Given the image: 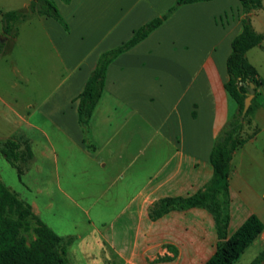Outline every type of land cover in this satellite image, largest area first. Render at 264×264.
I'll list each match as a JSON object with an SVG mask.
<instances>
[{
  "label": "crops",
  "instance_id": "1",
  "mask_svg": "<svg viewBox=\"0 0 264 264\" xmlns=\"http://www.w3.org/2000/svg\"><path fill=\"white\" fill-rule=\"evenodd\" d=\"M53 1L68 31L51 18L38 19L65 76L54 100L45 101L27 117L17 114L24 129L16 128L7 138L28 143L32 150L23 177L37 161L35 145H40L42 168L52 159L57 190L87 216L91 240L97 246L79 235H58L42 212L39 219L58 236L70 238L71 246L84 241V254L97 263L99 259L102 264H206L218 242L213 215L191 208L152 221L149 209L160 199L196 194L213 176L212 148L237 110L224 85L232 41L242 32L240 1L184 5L145 40L118 56L107 69L104 92L86 135L78 120L77 98L100 56L126 43L176 0ZM29 4L30 0H22V9ZM255 15L253 11L252 20ZM258 53L264 54V40L246 54L256 70ZM257 72L264 80V74ZM259 92L252 103L251 124L244 130L248 135L257 132L232 160L228 237L251 214L264 223L261 212L237 191V180L246 179L258 189V175H264V87ZM35 114L39 123L33 122ZM84 175L87 208L80 187ZM29 205L34 212V204ZM54 205L49 199L45 207ZM257 245L260 254L264 232L247 250ZM166 256L174 260L153 263Z\"/></svg>",
  "mask_w": 264,
  "mask_h": 264
},
{
  "label": "trees",
  "instance_id": "2",
  "mask_svg": "<svg viewBox=\"0 0 264 264\" xmlns=\"http://www.w3.org/2000/svg\"><path fill=\"white\" fill-rule=\"evenodd\" d=\"M212 0H176L163 15L154 18L136 30L126 43L104 52L96 68L89 77L84 90L78 96V120L86 135L93 112L104 92L106 73L109 65L121 54L129 51L145 40L159 28L180 7ZM243 9L242 32L231 44V54L226 61L228 81L224 87L237 104V110L217 137L211 151L210 161L213 176L196 194L189 197L164 198L156 201L149 209V217L156 221L171 211H184L191 208H203L213 215L218 236L214 255L206 264H235L243 253L264 232V223L251 214L240 228L228 237L230 215V177L235 152L254 134L244 132L251 124V104L244 119H241L244 101L249 94L248 86L255 87L256 101L264 80L249 63L246 54L261 46L264 35L258 33L252 24L251 13L262 8L261 0H239ZM3 33L9 34L18 22H26L37 17H48L59 23L66 31L68 26L53 0H30L28 7L2 12ZM17 36V33H14ZM86 143V140H85ZM0 153L17 170L19 177L24 174L22 164L33 158L28 143L15 138L0 140ZM72 240L58 236L46 226L33 212L31 205L20 200L18 195L0 181V264H71L68 258ZM174 257H159L153 263L169 262ZM251 264H264L262 251Z\"/></svg>",
  "mask_w": 264,
  "mask_h": 264
},
{
  "label": "rangeland",
  "instance_id": "3",
  "mask_svg": "<svg viewBox=\"0 0 264 264\" xmlns=\"http://www.w3.org/2000/svg\"><path fill=\"white\" fill-rule=\"evenodd\" d=\"M261 2L262 8L255 10L256 15L253 20L251 19L254 29L260 33L264 32V0ZM21 4L22 0H0V11L20 10L22 9ZM2 29L0 15V138H7L10 132L16 128H20L22 131L24 129V124L17 114L27 117V113L35 111L45 101L56 98L54 92L63 80L65 72L60 59L55 56L46 31L37 16L26 23H16L13 31L9 34H4ZM14 33H17V36ZM15 37L17 38L16 42L12 40ZM254 58L257 70L264 74V54L258 53ZM38 120L40 117L35 114L33 122H38ZM45 128L48 130L49 126ZM37 136H39V132H37ZM39 148L38 144L34 146V150L37 152V161L28 168L26 175L21 178L17 170L0 153V181L11 191L17 192L20 200L34 204V214L39 218V214L42 212V218L58 235H79L84 237L85 241L92 242L93 247H96L94 240H91L92 230L87 223V216L78 207L68 202L57 190L55 165L51 159L49 165L47 167L43 165L42 168L38 156ZM26 164L21 166L24 170ZM258 176L260 188L253 189L248 180L242 178L237 180V191L251 208L261 212L264 216V175ZM81 180L80 187L83 188L82 192L85 197L84 208H87L89 190L86 175ZM49 199L53 200L55 205L47 209L45 204ZM84 246V241L77 240L69 248L70 263L102 264L99 259L97 263L94 262V259L87 258L89 255L84 254ZM261 250L259 245L251 247L235 264H251ZM94 253L99 257L97 250H94ZM111 259L115 261L113 254H111Z\"/></svg>",
  "mask_w": 264,
  "mask_h": 264
},
{
  "label": "water",
  "instance_id": "4",
  "mask_svg": "<svg viewBox=\"0 0 264 264\" xmlns=\"http://www.w3.org/2000/svg\"><path fill=\"white\" fill-rule=\"evenodd\" d=\"M248 91H249V94L247 95L245 101H244V109H243V112H242V116H241V119L243 120L246 113L248 112L251 104H252V101L255 97V87L253 84H250L248 86Z\"/></svg>",
  "mask_w": 264,
  "mask_h": 264
}]
</instances>
